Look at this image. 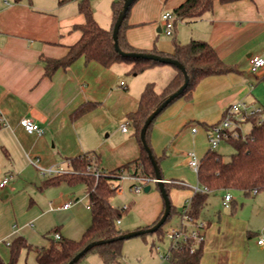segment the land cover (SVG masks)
<instances>
[{
	"label": "crops",
	"instance_id": "obj_1",
	"mask_svg": "<svg viewBox=\"0 0 264 264\" xmlns=\"http://www.w3.org/2000/svg\"><path fill=\"white\" fill-rule=\"evenodd\" d=\"M83 1L0 0V183L9 179L0 187V263H10V244L18 236L31 245L22 250L25 260L32 253L37 264L38 252L50 246L55 234L72 240L82 237L92 222L86 186L62 182L45 187V181L73 173L71 160L84 155H96L106 171L138 161L142 149L130 116L138 111L147 84L153 83L160 92L177 73L175 67L160 64L135 74L128 63L104 67L81 57L47 75L46 61L64 58L82 37ZM113 1L87 0L96 21L108 30ZM185 1L137 0L124 31L137 51L157 50L167 57L175 52L173 36L182 44L205 41L233 68L201 80L190 99L175 100L152 126L153 154L177 212L199 187L186 155L193 151L200 160L205 156L210 150L208 130L222 120L226 109L241 102L251 111L263 109L264 117V68L252 72L249 64L254 56L264 57V0L216 1L201 19L176 23L168 36L162 17ZM85 103L96 107L73 120L72 113ZM23 119L38 124L43 133H27ZM125 124L127 132L122 130ZM50 170L61 173L47 174ZM126 181L134 192L135 182ZM155 185L150 182L148 193H132L128 220L118 223L119 229L128 233L155 225L165 210ZM124 192L120 184L116 195ZM226 194L218 191L209 196L201 218L207 227L200 264H264V246L257 243L264 235V192L252 200L240 197V203L232 196L229 207L224 206ZM218 196L217 202H211ZM65 204L70 207L61 208ZM55 229L59 232L53 233ZM134 244L140 248L135 264H174L160 257L158 245L149 248L146 240L144 245ZM167 245L160 246L164 253L170 251ZM121 262L126 264L124 253Z\"/></svg>",
	"mask_w": 264,
	"mask_h": 264
},
{
	"label": "trees",
	"instance_id": "obj_2",
	"mask_svg": "<svg viewBox=\"0 0 264 264\" xmlns=\"http://www.w3.org/2000/svg\"><path fill=\"white\" fill-rule=\"evenodd\" d=\"M125 1H113V23L112 28L108 30L99 25L90 5L87 0H84L79 7L80 12L85 15L86 19L85 24L79 27L82 32V37L77 44L69 49L64 58L46 61L47 75L53 74L58 68L70 66L81 57H84L87 61H96L104 67H111L116 63H128L133 65L132 72L135 74L142 73L160 65L154 61L122 57L115 50L112 37L113 28L123 9ZM216 1L220 3H231L239 0H186L173 12L175 16L174 29L178 22H195L201 19L207 12L212 11ZM130 10L131 8L119 31V46L124 52L138 53L142 51L134 49L124 36ZM173 42L175 52L171 57L178 60L185 67L189 76L188 86L179 98L186 97L190 99L197 85L204 78L227 74L233 70V68L223 63L213 47L205 41L192 40L186 44H182L176 41V38L173 36ZM151 53L165 56L157 50ZM183 83L184 75L177 69L176 75L162 91L158 92L155 85L149 83L142 92L139 109L130 116V120L134 126L135 136L142 149L141 157L138 161L115 171H106L100 167L96 155L94 157L92 155H84L71 160L73 173L58 174L45 181V187L56 186L62 182H67L71 185L84 184L87 189L92 222L79 240H72L66 237H61L56 241L51 239L50 246L48 248H42L37 254L39 264H67L87 245L99 240H110L125 234L124 231L118 228V222L128 211L124 207L114 206L112 200L120 188L123 174L129 173L132 176L144 177L149 180L156 179L154 168L142 146L141 130L147 117L168 96L176 92ZM95 107L96 105L94 103H85L77 108L71 116L73 120H77ZM262 115L255 113L249 116L247 122L251 124L250 131L246 134L241 133L238 138H230L226 142L234 150L228 160L217 150H209L201 159L197 173L200 191L194 194L188 210V214L192 219L201 220L206 225L205 221L201 218L207 207L209 196L213 192L224 191L230 193V191L239 190L247 197H251L255 190L257 193L264 192V117ZM155 120L149 126L146 134V140L151 150V130ZM156 159L159 164V159L157 157ZM149 184L147 182L144 186L146 187ZM155 184L158 185L157 182ZM169 187L165 183L168 194ZM175 215L180 219L182 211L177 212L172 206L167 222ZM57 232H59V229L53 231V233ZM165 234L166 231L161 227L152 235H156L160 241H163ZM123 242L116 241L96 247L88 254H97L103 264H121L123 258ZM203 244L201 243L195 246V242L191 240L182 247L170 249L167 259L174 264H200L203 254ZM153 245H155V242H153ZM193 246L195 247L192 251ZM10 248L11 261L9 264H16L21 251L31 248V245L28 244L24 237L18 236L11 242ZM81 260L76 264H80Z\"/></svg>",
	"mask_w": 264,
	"mask_h": 264
},
{
	"label": "built area",
	"instance_id": "obj_3",
	"mask_svg": "<svg viewBox=\"0 0 264 264\" xmlns=\"http://www.w3.org/2000/svg\"><path fill=\"white\" fill-rule=\"evenodd\" d=\"M163 28L165 33L168 36H172L174 32V19L175 16L171 12H165L163 17ZM250 69L252 72H258L260 69L264 68V57L254 56L249 60ZM263 113V109H255L250 110L244 103H235L231 105L229 108L226 109L222 120L213 125L209 128L207 133V139L209 143L210 150H216L218 146L222 142H227L230 138H238L242 132V124L247 122V119L252 114ZM0 122L3 123V118L0 114ZM21 125L29 134H38L41 135L43 133L42 129L39 127L38 124L34 123L30 119H23L21 121ZM122 130L124 132L128 131V125H123ZM196 131V129H194ZM93 157L95 155H92ZM187 161L190 169L194 173H198L200 167V159L196 155L195 152L191 151L188 152ZM61 173L57 170H50L47 174H56ZM130 179L135 182L134 186L132 187V191L135 193H142L145 188V183L147 182H157L156 179L149 180L144 177H136L132 175L123 174L122 180ZM9 179H4L0 183V187H5L8 183ZM200 191V187L195 188V193ZM256 190L253 191V195H256ZM232 201L231 193H227L224 199V206L229 207ZM191 205V200L187 202L185 207L182 210V216L179 219V223L176 227H171L168 231H166L165 239L168 241L169 248H178L182 247L187 244L189 241H194L195 246L198 244L204 243L205 241V231L206 225L201 220L192 219L189 214L188 210ZM70 207V204H65L63 209H67ZM126 209V207H124ZM119 223V222H118ZM55 240H59L61 236L57 233L54 235ZM258 245L264 246V235L258 237L257 240ZM192 247V251L194 247ZM157 253L160 255L162 259H167L169 253H164L160 246L156 247Z\"/></svg>",
	"mask_w": 264,
	"mask_h": 264
},
{
	"label": "water",
	"instance_id": "obj_4",
	"mask_svg": "<svg viewBox=\"0 0 264 264\" xmlns=\"http://www.w3.org/2000/svg\"><path fill=\"white\" fill-rule=\"evenodd\" d=\"M137 1V0H126L125 4L123 6L122 11L119 14V17L114 25L113 28V41H114V48L117 51V53H119L122 57H126V58H137V59H144V60H148V61H154L157 62L161 65H171L173 67H175L176 69L180 70L183 75H184V83L183 85L173 94H171L170 96H168L166 98V100L159 105L146 119L142 130H141V142H142V146L144 147L148 158L151 161V164L154 168V172H155V176H156V181L158 183V187L159 190L161 192V195L164 199V203H165V210H164V214L162 215L161 219L152 227L147 228V229H141V230H137V231H132V232H128L125 233L119 237L110 239V240H99L96 242H93L89 245H87L86 247H84L83 250H81L70 262H68L67 264H76L78 263L86 254H88L92 249L102 246V245H106V244H110L112 242H116V241H125V240H129L132 238H136V237H140V236H145L148 234H153L155 232H157L161 227H163L165 225V223L167 222L169 215L171 213V209H172V205H171V200L169 198V194L165 188V181L163 179L159 164L157 162L156 157L153 154V151L151 150V148L149 147L147 140H146V134H147V130L149 128V126L152 124V122L171 104L173 103L176 99H178L185 91V89L188 86L189 83V76L188 73L185 69V67L178 61L173 59L172 57H167V56H161V55H157V54H153V53H143V52H124L120 46H119V31L120 28L122 26V23L129 11V9L131 8V6L133 5V3ZM151 187L147 186L144 189L145 193H148L150 191Z\"/></svg>",
	"mask_w": 264,
	"mask_h": 264
},
{
	"label": "rangeland",
	"instance_id": "obj_5",
	"mask_svg": "<svg viewBox=\"0 0 264 264\" xmlns=\"http://www.w3.org/2000/svg\"><path fill=\"white\" fill-rule=\"evenodd\" d=\"M250 128H251V124L249 122H245L242 125V132L244 134H246L250 131ZM216 150L218 152H220L222 155H224L226 160H228L230 158V155L234 152L232 146L226 142H222ZM126 180H128V179H124L120 183L122 188L125 189L124 194L121 196L116 195L113 198L112 203L117 204L120 207H126V209H127L133 201L134 194H132V193H134V192L130 191V188H129L130 183H129V181H126ZM154 187L156 188V185ZM230 193L232 194L233 198L238 203H240V201H239L240 197H242L245 201L252 200L253 197H257V195H252V198H250V197L248 198V197L244 196L242 191H239V190H233V191H230ZM258 196H261V194L259 193ZM219 199H220L219 196L215 197V198L213 197L211 199V202H214V201L217 202ZM215 204H217V203H215ZM261 212H262V210H261ZM128 217H129V215H128V213H126L122 217V219L119 221V225H121L123 220L125 218L127 219ZM178 223H179V218L175 215L172 217L171 220H169L167 223H165V225L163 226V230L168 231L171 227H176L178 225ZM145 240H146L147 244L149 245V248L152 247L153 242H155V245L161 246L163 248H166L168 246L167 245L168 241L166 239H164L163 241H160L156 235H152V234L140 236V237H137V238L131 239V240H126L123 242L124 262H126V264L137 263L136 262L137 261L136 260V253L138 252V250L140 248L138 246H135L134 243H140V245H144ZM142 247H144V246H142ZM24 255H23V252L21 251L16 264H37L36 260L34 258V255L32 253L29 255L27 261L25 260ZM125 255H126V259H125ZM80 264H103V262L97 254L90 253L81 260Z\"/></svg>",
	"mask_w": 264,
	"mask_h": 264
}]
</instances>
